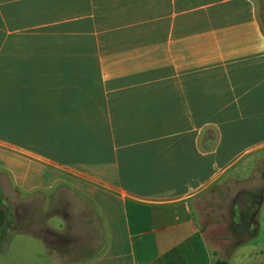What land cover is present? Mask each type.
Listing matches in <instances>:
<instances>
[{
	"label": "crops",
	"instance_id": "0c3cea01",
	"mask_svg": "<svg viewBox=\"0 0 264 264\" xmlns=\"http://www.w3.org/2000/svg\"><path fill=\"white\" fill-rule=\"evenodd\" d=\"M258 1L0 0V183L65 200L55 259L264 264V200L229 256L201 208L213 184L264 174Z\"/></svg>",
	"mask_w": 264,
	"mask_h": 264
},
{
	"label": "rangeland",
	"instance_id": "374dc122",
	"mask_svg": "<svg viewBox=\"0 0 264 264\" xmlns=\"http://www.w3.org/2000/svg\"><path fill=\"white\" fill-rule=\"evenodd\" d=\"M258 11L261 17H263L264 3L258 1ZM37 34V33H35ZM49 33H44V35ZM44 38L35 36L34 44H47V45H60V44H74L72 39L60 38L61 33H50ZM56 35V36H55ZM86 44V43H84ZM4 177V176H3ZM0 183V202L5 200L7 205H4L8 209V221L2 232L0 233V264H67L62 260L55 259L53 257L54 250L61 251L65 247L62 244L61 238L63 234L52 233L49 228H46L47 218L55 212V210L63 207L65 200H61L59 197H53L50 199H43L42 195L32 196L28 198L25 193L15 192L8 179ZM264 192V174L253 175V177L247 181H234L228 180L224 185L213 184L210 192L209 203L206 207H201L204 210L205 222L209 219L213 224L216 220L221 219L219 228L217 230L211 229L212 237L225 238L228 241L226 253L230 254L234 248L232 243L239 237L245 238V227L248 226L251 213L254 207L262 203L264 197L261 196ZM31 199V200H30ZM50 201L47 210L45 209V202ZM65 206V205H64ZM37 210L36 220L31 215L30 220L25 218L29 217L27 214L30 211ZM88 212V213H87ZM89 210L83 208V217L89 214ZM21 213L20 217L17 214ZM3 211L0 210V226L2 224ZM209 216V217H208ZM221 216V217H220ZM72 218H80L81 214H72ZM208 217V218H207ZM51 223L58 224L59 220L53 217L50 220ZM71 224L72 228L75 224L85 225L82 218L77 222ZM61 223V222H60ZM75 227V226H74ZM84 227V226H81ZM19 232L17 235L18 240L10 244H6L10 239L12 233ZM21 233H29L38 237L42 242L36 239H30L23 236ZM263 235V231L259 232L258 237ZM234 244V243H233ZM60 256V255H59ZM216 264H228V261H218Z\"/></svg>",
	"mask_w": 264,
	"mask_h": 264
},
{
	"label": "water",
	"instance_id": "95a60500",
	"mask_svg": "<svg viewBox=\"0 0 264 264\" xmlns=\"http://www.w3.org/2000/svg\"><path fill=\"white\" fill-rule=\"evenodd\" d=\"M0 210H2L4 213L3 223L0 226V233H1L8 221V209L2 202H0Z\"/></svg>",
	"mask_w": 264,
	"mask_h": 264
},
{
	"label": "trees",
	"instance_id": "16d2710c",
	"mask_svg": "<svg viewBox=\"0 0 264 264\" xmlns=\"http://www.w3.org/2000/svg\"><path fill=\"white\" fill-rule=\"evenodd\" d=\"M263 25H264V22H263ZM2 219H4V213H3ZM2 223H3V221H2Z\"/></svg>",
	"mask_w": 264,
	"mask_h": 264
}]
</instances>
